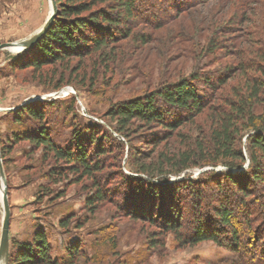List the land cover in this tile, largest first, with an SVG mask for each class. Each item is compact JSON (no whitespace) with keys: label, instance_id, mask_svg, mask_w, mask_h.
<instances>
[{"label":"trees","instance_id":"16d2710c","mask_svg":"<svg viewBox=\"0 0 264 264\" xmlns=\"http://www.w3.org/2000/svg\"><path fill=\"white\" fill-rule=\"evenodd\" d=\"M203 1L55 0L57 12L51 25L32 46L11 58L8 67L10 70L31 68L34 76L45 65L63 66L70 74L84 71V75H76L84 82L91 62L95 74L88 81L94 84L99 68L109 69L110 63L116 61L123 41L135 42V37H140L143 43L149 40V35L137 29L139 25L159 29L181 11ZM236 2L229 18L215 28L214 33L220 32L218 36L230 31L233 24L250 20L247 10L251 0ZM261 5L264 6V0ZM260 26L264 32V22ZM220 38H210L208 49L223 48ZM262 38L256 51H249V56L247 51H242L237 63L225 62L219 70L198 71L113 104L104 115L110 123L89 126L84 134L78 130L65 143L57 141L43 124L41 103L20 105L12 111L13 121L23 127V117H27L31 124L14 132L11 141L16 144L25 140L35 149H41L42 159L53 162L46 174L50 183L87 181L91 195L86 198L85 206L93 213L96 204L109 198L117 201L109 197L117 195L115 186L109 187L111 179L106 175L105 180L102 173L109 166L116 167L112 159L116 164L121 160L125 142H130L129 134L138 122L141 127L153 130L151 151L162 142L163 148L152 155L127 146L134 171L120 175L122 187L127 191L118 203L126 214L148 221L162 238L171 232L178 246H194L210 240L233 251L243 250L251 264H264V234L262 241L253 238L264 221L254 226L250 212L254 208L251 194L263 192L264 199ZM73 60L75 63L71 65ZM201 114L205 115L207 127L199 129V135L189 142L182 140L167 150V139L182 124L193 122ZM245 130L249 131L246 136L249 163L243 168L246 153L240 143ZM2 145L4 157L6 150ZM219 165L222 169H217ZM194 167L200 169L198 175L188 172ZM180 190L189 191L191 221L187 223ZM260 210L264 211V202ZM60 224L67 227L68 221L62 219ZM255 240L260 241L259 249L257 245L254 250L246 247V243L253 246ZM156 243L162 241H153ZM79 245L71 244L64 255L53 256L46 231L37 227L29 240L13 241L7 264H72V257L81 253Z\"/></svg>","mask_w":264,"mask_h":264},{"label":"rangeland","instance_id":"374dc122","mask_svg":"<svg viewBox=\"0 0 264 264\" xmlns=\"http://www.w3.org/2000/svg\"><path fill=\"white\" fill-rule=\"evenodd\" d=\"M251 2L247 10L250 20L233 24L230 31L221 32L220 36V32L214 33V30L229 18L236 0H205L181 11L159 29H146L139 25L137 29L149 35V40L143 43L140 37H135V42L123 41L122 48L120 46L117 50L116 61L110 63L109 69L99 68L94 84L88 81L95 74L90 61L84 82L80 81V76L76 77L78 73L84 75V71L70 74L63 70V66L45 65L39 74L32 76L31 68L10 70L8 67L10 59L22 50L0 49V157L10 208L9 249L13 241L29 240L34 230L41 227L47 233L53 256L64 255L66 247L71 244H80L81 253L72 257V264H251L243 250L233 251L210 240L194 246H178L171 232L162 238L156 234L158 231L154 225L131 217L119 206L121 204L118 203L123 200L122 193L127 191L122 187L124 183L120 175L134 171L127 146L133 151L141 150L152 155L163 148L162 142L151 151L153 130L141 127L138 122L134 123L129 134L130 142H125L121 160L119 158L116 164L112 159L116 167L109 166L102 173L105 180L106 175L111 179L109 187L115 186L117 195L111 193L109 197L117 201L109 198L96 204L93 213L85 206L86 198L91 195L87 181L50 183L46 174L53 162L42 159L41 149H35L25 140L16 144L11 141L14 132L31 124L27 117H23V127L13 121L12 111L20 105L41 103L43 124L49 127L57 141L65 143L78 130L84 134L89 126L104 124V121L110 123L104 115L113 104L198 71L219 70L225 62L237 63L242 51H247V54L256 51L261 44L260 39L263 41L264 37L263 30H260L264 22L263 0ZM50 9L49 0H0V43L29 37L43 25ZM212 37H221L223 48L209 50L208 43ZM74 63L75 60L71 65ZM199 87L202 88L201 85ZM202 127H207L204 114L193 122L182 124L167 139L166 149L172 150L182 140L189 142L199 135ZM248 133V130L242 132L240 143L246 153L243 168L249 163ZM111 143L106 141V144ZM1 145L6 150L4 157L1 156ZM143 160L152 161L150 158ZM217 169H222V166ZM188 172L198 175L200 169L194 167ZM207 189L204 188L205 191ZM180 191V199L184 201L182 209L186 214L184 221L187 223L191 221L189 191ZM60 192L63 194L58 197ZM250 198L254 207L250 209L253 225L258 226L264 221V211L260 210L264 202L263 192L251 194ZM2 218L0 195V234ZM62 219L68 221L67 227L61 226ZM263 231L264 223L253 238L262 241ZM153 241H162V244H153ZM260 241L255 240L253 246L249 243L245 245L252 249L257 245L259 249Z\"/></svg>","mask_w":264,"mask_h":264},{"label":"water","instance_id":"95a60500","mask_svg":"<svg viewBox=\"0 0 264 264\" xmlns=\"http://www.w3.org/2000/svg\"><path fill=\"white\" fill-rule=\"evenodd\" d=\"M50 2V13L47 16L43 25L29 37L13 41V42H3L0 43V49H7L8 47H18L19 51L27 49L32 46L48 29L51 25L53 18L56 15L57 7L55 0H49ZM0 181H1V202L3 207V218L1 225V234H0V264H7L8 254H9V223H10V208L7 197V183L1 163L0 157Z\"/></svg>","mask_w":264,"mask_h":264},{"label":"bare ground","instance_id":"6f19581e","mask_svg":"<svg viewBox=\"0 0 264 264\" xmlns=\"http://www.w3.org/2000/svg\"><path fill=\"white\" fill-rule=\"evenodd\" d=\"M8 49H9L10 51H15V52H16V51H19V50H18V49H19L18 47H8ZM1 193H2V192H1V190H0V195H1Z\"/></svg>","mask_w":264,"mask_h":264}]
</instances>
